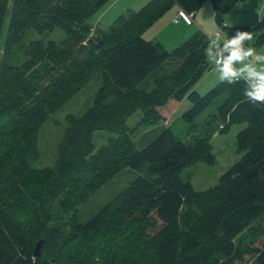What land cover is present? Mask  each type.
Masks as SVG:
<instances>
[{
    "label": "trees",
    "instance_id": "obj_1",
    "mask_svg": "<svg viewBox=\"0 0 264 264\" xmlns=\"http://www.w3.org/2000/svg\"><path fill=\"white\" fill-rule=\"evenodd\" d=\"M5 0H0V29ZM58 0H15L11 15L9 42L15 43L27 19L43 12ZM113 0H75L77 14L55 10L53 14L66 21L82 19L89 9L100 11ZM207 0H151L139 12L120 15L106 33H97L86 48H81L82 62L77 81L68 88L73 94L95 74L101 73L102 85L92 106L80 117H67V127L58 144L52 169L38 171L39 179H31L26 166L38 158L39 105L36 94L40 84L35 75L42 66V54L36 46L28 51L27 69L35 63L39 68L28 78L19 69L7 68L0 77V134L15 126L18 133L14 148L1 157L0 198L4 207H21L26 211V226L13 227L7 221L6 209L0 207V264H45L42 254L52 238L48 229L50 202H58L62 215L72 206L69 189L87 174L95 153V132H109L128 141V158L119 169H137L145 164L146 174L137 177L93 215L85 225L88 235L107 245L117 244L132 223L145 235L148 248L162 264H264V105H253L244 96V83H218L206 94L192 88L209 70L205 54L207 38L200 32L168 53L161 44L143 40L140 35L174 5L195 14ZM216 24L230 38L245 27H227L225 15L242 0H211ZM264 24V20H263ZM45 24L39 26L40 32ZM90 26L84 23L73 33L87 36ZM21 31V32H20ZM254 47L264 45V29L253 38ZM38 46V45H37ZM70 54L69 44L60 50ZM86 51V52H85ZM215 51V50H214ZM168 61L175 64L171 72L153 77V88L140 91L139 84ZM76 62V61H75ZM11 89L16 90L11 93ZM226 94L216 108L217 119L226 124L246 123L237 135L240 159L219 178L217 183L197 192L180 174L189 164L211 163L206 145L186 146L169 130L162 132L141 151L129 141L133 128L127 119L140 111L136 127L164 122L183 99L191 108L183 115L192 121L215 99ZM12 117H9V113ZM29 130L27 135H20ZM20 138V139H19ZM113 145V140L107 146ZM206 155V156H204ZM48 206H50L48 208ZM245 232V247L235 239ZM42 240L39 257H33L36 243ZM43 249V250H42ZM143 251V250H142ZM140 251V253L142 252ZM138 253L125 263L106 254L99 264H149ZM43 258V259H42ZM98 259V258H97ZM93 264H98L94 261Z\"/></svg>",
    "mask_w": 264,
    "mask_h": 264
},
{
    "label": "rangeland",
    "instance_id": "obj_2",
    "mask_svg": "<svg viewBox=\"0 0 264 264\" xmlns=\"http://www.w3.org/2000/svg\"><path fill=\"white\" fill-rule=\"evenodd\" d=\"M133 1L120 0L105 16L98 15L99 11L93 13L94 10L91 8L82 19L69 22L60 19L59 16L53 14V11L68 10L69 14L74 16L77 14L75 0H58L50 4L40 14L30 16L15 43L9 42L10 21L15 0L4 1L0 29V77L5 69L15 68L19 69L22 78H28L40 66L39 63H35L30 69H27L30 60L28 51L36 46L35 48L42 54V66L35 75L40 84V92L36 96L39 105H43L35 118L38 122V158L26 166V172L31 179H39L43 174H46L38 171H47L48 173L52 169L56 160L58 144L67 127L66 118L82 116L92 106L94 98L101 88L102 77L99 72L73 94L68 93V88L81 84L77 81L81 67L79 64L85 56L81 48H86L89 41L94 40L98 32L106 33L108 31L106 25L109 27L120 15L130 12L131 10H125L127 9L126 5ZM139 1L142 5L134 9L136 13L151 0ZM178 10L179 8L174 5L140 37L143 40L161 44L168 53L173 52L184 41L199 32L207 39L215 33H220L222 38H226V33L215 22L211 0H207L201 5L194 14L192 23L189 24L184 21H180L176 26L172 24L171 15L176 14ZM97 16L101 20L99 24L96 23L99 21ZM263 20L264 0L239 1L224 17L227 27H245L252 33L253 38L264 29ZM84 21L90 26L88 35L82 36L78 32L74 34L73 31L78 29L79 24ZM43 23L45 28L42 30L43 32H40L38 28ZM154 24L155 27H153ZM158 28L163 29L164 32ZM65 43L69 44L70 54L60 51ZM246 43L247 46L254 47L253 40ZM254 48L257 54L264 55V45ZM207 60L209 70L192 88L199 95L206 94L220 83L217 68L212 64L211 58L207 57ZM173 62L164 63L154 74L139 84L137 89L150 91L153 88L154 75H164L174 70ZM15 91L11 89V93ZM226 97V94L219 96L203 112L194 116L192 121H189L185 116L183 118V115L191 108V104L186 98L170 113L166 121L159 122L154 126L136 127L141 118L140 111H136L126 121L127 126L133 128L129 135V141L137 151H141L162 132L169 130L176 140L186 146H195L199 143L202 146L206 145L212 162L210 164L205 162L189 164L180 174L183 182H190L195 191L203 192L213 187L218 178L242 156L237 150V135L247 126L246 123L226 125L216 117V108L222 104ZM9 117H12L11 112ZM17 133V128L12 126L10 129L5 128L4 133L0 134L1 157L9 153L11 147L14 148L13 141ZM28 133L29 130H26L20 137ZM110 139L113 140V145L108 147L107 142ZM93 144L98 156L92 160L89 172L73 183L68 191L67 199L73 207L71 212L68 215H62L58 202L52 201L49 204L52 206H48V208L50 207L48 229L51 231L52 238L42 254L47 261L45 264H93L94 261L99 264V258H103L106 254L109 256L110 262L116 258L119 262L125 263L129 258H135L142 250L140 254L143 260L146 254L149 264H162L156 259L155 253L148 248L145 235L138 230L139 223L129 225L127 232L114 245H107L105 241H97L88 235V231L85 229L86 222L137 177L145 175L147 170L145 164L137 169H119L120 164L122 165L121 161L128 158V141L125 138L109 132H95ZM0 207L6 209L7 221L11 226L15 228L26 226V211L21 207L5 208L1 198ZM239 242H242V247H245L249 242L245 237V232L235 239L237 245Z\"/></svg>",
    "mask_w": 264,
    "mask_h": 264
},
{
    "label": "clouds",
    "instance_id": "obj_3",
    "mask_svg": "<svg viewBox=\"0 0 264 264\" xmlns=\"http://www.w3.org/2000/svg\"><path fill=\"white\" fill-rule=\"evenodd\" d=\"M251 40L250 31L237 30L230 38L216 34L209 39L205 54L217 68L220 82L231 85L242 81L247 101L264 105V55L247 46Z\"/></svg>",
    "mask_w": 264,
    "mask_h": 264
},
{
    "label": "crops",
    "instance_id": "obj_4",
    "mask_svg": "<svg viewBox=\"0 0 264 264\" xmlns=\"http://www.w3.org/2000/svg\"><path fill=\"white\" fill-rule=\"evenodd\" d=\"M120 0H113L110 4H108L107 6H105L103 9H101L99 12H98V15H103V16H105L118 2H119ZM142 5V3H140V1L139 0H134L133 1V3H130V4H127L126 6V8L127 9H125V10H131V11H134V9L135 8H137V7H139V6H141ZM107 7V8H106ZM175 12H176V10H175ZM175 15V14H174ZM173 14L171 15L172 16V18H173V16H174ZM103 18V17H102ZM172 18H171V21H172ZM97 19L99 20V21H97L96 23L97 24H99V22L101 21L99 18H98V16H97ZM180 23V22H179ZM178 23V24H179ZM172 24H173V22H172ZM178 24H173V25H178ZM185 24V23H184ZM186 25V24H185ZM187 26H189V25H187ZM106 27H108L107 25H106ZM153 27H155V24H154V26ZM158 30H160V31H163L164 32V30L163 29H161V28H158ZM186 36V35H185ZM188 36V35H187Z\"/></svg>",
    "mask_w": 264,
    "mask_h": 264
},
{
    "label": "built area",
    "instance_id": "obj_5",
    "mask_svg": "<svg viewBox=\"0 0 264 264\" xmlns=\"http://www.w3.org/2000/svg\"><path fill=\"white\" fill-rule=\"evenodd\" d=\"M193 17H194L193 13L188 14V13L184 12L183 10L179 9L178 12L173 16L172 22H173V24H178L180 21H184L185 23L189 24V23H192ZM216 34L220 35V33H215L214 35H216ZM209 39L210 38H208L207 40L209 41Z\"/></svg>",
    "mask_w": 264,
    "mask_h": 264
},
{
    "label": "water",
    "instance_id": "obj_6",
    "mask_svg": "<svg viewBox=\"0 0 264 264\" xmlns=\"http://www.w3.org/2000/svg\"><path fill=\"white\" fill-rule=\"evenodd\" d=\"M41 247H42V240H39L33 250V257H39L41 253Z\"/></svg>",
    "mask_w": 264,
    "mask_h": 264
}]
</instances>
